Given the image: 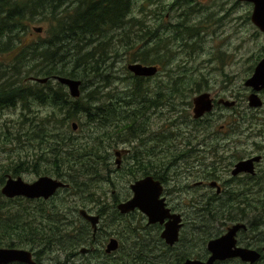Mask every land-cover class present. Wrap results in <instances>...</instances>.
<instances>
[{
    "label": "flooded vegetation",
    "instance_id": "1",
    "mask_svg": "<svg viewBox=\"0 0 264 264\" xmlns=\"http://www.w3.org/2000/svg\"><path fill=\"white\" fill-rule=\"evenodd\" d=\"M138 1L145 0H90L91 6L97 10L99 17H101L98 23L102 28L107 29L108 37L102 35L104 29L100 30V36H95L102 40L106 39L109 47L112 45L113 50L109 55L117 57L118 48L125 50L126 46L129 45L127 43L120 46L119 38H129L128 25L130 23L131 4ZM148 1L154 2V7L158 10L152 21L154 29L150 26V29L145 28V20H143L139 29L142 30L140 33L145 37H147V32H154L152 37H148V40H152L154 45V53H148V58L144 60L142 51L136 56L138 59L141 57V61L122 62V69L129 74L128 77L131 80V90L139 92L140 97L121 101L109 100L110 108L113 109L114 105L118 108L115 111L124 108L123 113L125 114L120 117V120H109L104 130L113 132V130L122 129L126 134L123 142L124 149L113 153L114 164L120 169L122 159L132 152L127 161V166L121 168L126 174V188L122 193L114 190L110 191V198L108 199L112 203L111 205L106 200L108 205L93 204L90 208L80 206L77 208V215L79 216L80 210H85L88 214L98 216L100 220L103 216L99 212H107L112 207L117 211L116 206L118 204L127 202L133 197L131 185L138 180L150 177L153 181L160 183L162 188L160 198L164 199L165 207L170 214L178 215L182 221L179 239L173 246L166 245L160 237L164 224L146 225L157 231L159 230L158 236L162 242L160 246L169 251L170 264H173L174 261L177 262L178 251L192 250V246L189 244L188 226L192 235L191 224L194 220H199L197 219L199 215L194 213L193 206L198 203H218L220 205L217 220L214 223V228L217 227L216 233L211 239L222 237L230 229L237 227L234 234L235 247L256 252L259 258L253 264H264V82L261 84L259 80L250 81L255 74V69L264 61V42L257 53H253L248 59L246 75L239 79V82H236L235 79H233V83L231 81L232 76L235 78V75L239 74L237 71L211 65L212 69L219 72L220 75L221 82L218 83V87L210 86L208 80L203 78L201 79L202 83L198 84L192 78H187L188 82L186 84L176 83L177 81H170L168 84L162 83L161 77L163 75L176 77L182 71L189 72L188 62L190 61L184 62L181 57L183 53L180 51L175 52L171 49V52H162L163 47L158 48L160 43L163 41L171 44L182 43L185 36L177 34L191 28L186 26L188 21L190 23L195 20L202 22L201 17L194 10V8L200 10L199 8L202 6L198 4L200 0H193L196 3L190 5L183 3L192 0H172L171 3L163 2L164 0ZM214 7V5H206L201 9L200 11L205 12L203 18L212 16L216 17L218 21L227 18L225 21L234 24L242 18L239 15L240 10L247 7L244 22H249L257 33L263 34L264 40V32L259 30L252 21L254 3L242 0H222V7L219 6L218 9H214ZM161 11L170 13V15H163V17L168 18L166 23L162 21ZM189 11L193 12L192 16L187 15ZM110 13L114 15L115 19H111ZM176 13L178 18L175 17ZM206 20L203 19V23ZM203 36L204 34L202 38ZM182 47L181 44L177 49L180 50ZM238 51L239 46L232 52H226L223 55L234 56ZM123 55L126 56L125 51ZM216 57H218V64L224 67L226 65L225 57L222 55ZM227 58L228 67L236 64L237 59L235 56L234 58ZM132 64L152 67L155 69V73L150 76H136L128 69V66ZM204 80L206 81L205 84ZM195 87L202 90L197 94H191L188 100H175L173 105L162 104L157 99L161 96L162 90L192 92ZM200 95L205 97L204 108L197 111L194 100ZM131 101L134 102L131 103ZM155 105L169 110L170 118L167 119V122L170 126L175 124L177 119L188 115L183 126L180 125L178 130L176 127L170 130V133L172 131L175 133L172 134L173 137L166 146H169L175 139L173 144L179 149L180 153L171 160L169 159L170 162L168 160L169 163H164V165H162L161 157L164 150L162 141L164 137L162 138V125L158 126L155 120L158 114V110L153 108ZM180 105L184 106L179 107ZM120 106L121 108H119ZM207 106L209 107L208 110L206 109ZM151 107L152 109L144 114V110ZM113 126L118 128L114 129ZM136 153L140 155V158L134 157ZM174 161L175 165L172 164ZM104 165L108 169V165H112V163L106 158ZM41 176L36 177V179ZM106 179H108L107 176ZM168 185L171 188L174 187L171 192L167 191ZM66 188L68 186L59 188L48 199L35 198L27 200L30 203L48 204L52 198H55L58 193ZM202 208L199 207V210L205 211V208ZM122 216L128 218L137 216L146 220L145 216L136 209ZM201 219L207 218L203 215ZM209 224H211L210 221ZM97 233L96 231L95 234H91V243L81 246L78 253H73V257L90 256L92 258L90 264H97L99 257H109L112 253H105V248L102 249L100 243H98ZM12 248L30 251L36 263L42 264L41 261L37 262L34 252L28 245ZM81 249H84V251H81ZM193 249L198 250V247H193ZM96 254L99 255L97 258L95 257ZM190 254L193 255V251ZM196 254V258H191L206 261L209 257L206 248L204 251L200 249V252ZM107 264L123 263L109 261ZM215 264L248 263L234 257L215 262Z\"/></svg>",
    "mask_w": 264,
    "mask_h": 264
},
{
    "label": "rangeland",
    "instance_id": "2",
    "mask_svg": "<svg viewBox=\"0 0 264 264\" xmlns=\"http://www.w3.org/2000/svg\"><path fill=\"white\" fill-rule=\"evenodd\" d=\"M171 1L172 0H164L163 2L171 3ZM195 3L196 1L192 0L190 2H184L183 4L190 5ZM198 4L199 6H202L199 8L200 10L203 9L206 5H214V9H218L219 6L222 7V0H200L198 1ZM194 10L197 14H199L202 22L199 20H195L192 23H190L189 21L186 23V26L191 28H187L181 34H177L185 36V39H183L182 43L171 44L169 42L163 41L158 47L160 48L162 46V52L165 51V53L171 52V49H173L175 52H182L183 54L181 55V57L183 58V61H190L188 62L189 72L182 71V73L178 74L176 77L172 75H163L161 77V82L168 84L170 81H177L176 83L182 82V84H186L188 82L187 78H192L195 80V83L198 84L202 83L201 79L203 78L205 80H208L210 86L218 87V83L221 82L220 75L219 72H216L212 69L211 65L213 67L223 69L230 68L237 71L239 74L235 75V78L234 76H232L231 81L233 83V79H235L236 82H239L238 80L242 79L246 75V70L248 69V59L253 55V53H257V50L264 42L262 37L263 34L257 33L255 28L252 27L249 22H244L247 7H243L240 10L239 15L242 18L241 20L239 19L238 21H236L235 24L230 21H225V19L227 18H224L221 21H218L216 17L212 16H209V18H203L205 12H202L197 8H194ZM161 12L162 21L163 23H166L168 18L163 17V15H170V13L165 11ZM157 13L158 10L156 7H154V2L152 1L145 0L142 2L138 1L137 3L131 4V14L129 19L130 23L128 25L129 38H119L120 46H122L121 44L126 45L127 43L129 45L126 46L125 50L118 48L116 54L118 55L117 57L109 55V53L113 50V47L112 45H110L109 47V43L106 39L102 40L101 38H96L95 36V39L93 41L91 40L90 47L93 48V46H95L93 52L94 55H98V57L94 56V59L97 60V62L92 63L94 66H98V68L91 74L87 73L86 70H79L82 78L78 77L77 79L80 80L82 84L80 88V95L78 98H81V100L79 102V110H75V112H73V117L63 120L61 116L62 113L64 114L63 110L58 111L57 109H55L56 106H39L37 104L29 105L26 110H23L21 108V105H18L0 111V178L3 175H5L4 180H6L7 176L11 178L20 177L23 181L30 183L33 180H36V177L41 175L52 177L50 176L51 169H54V167L49 165V157L46 154L49 153V149L47 147L48 143L39 139L41 133L37 128L33 129V124L35 121V123L44 121L46 131L47 129L53 131V134H55L57 140L60 134H64L65 137L68 138L69 146L62 145V148L66 147L69 148L68 150L74 149L75 151L78 150L79 147H82V149L85 150L88 149L90 154L93 155V170L96 172L98 171L99 175H101V177L94 181H87L85 179L78 180V188H74L70 183L65 182L68 188L62 190V192L58 193L54 198L57 202L61 200L63 203H65L62 208L70 206L71 209H73V215L78 216L77 208H79L80 206H86L87 208H90L93 206V204H97V202H94L97 199L99 200V204L105 203L108 205V202H106V200L110 203V200L108 198H110L111 190L120 193L125 191L126 174L125 171L121 170V168L127 166V161L129 157H131L132 152H130L128 156H125L122 159L119 167L120 169H118L114 164L115 160L113 153L114 151L124 149L123 142L126 138V134L122 131V129L113 130V132L104 131L108 121L116 119H108V114L102 113L104 109L101 108V105H103L104 107L109 106V100L121 101L124 99H129L128 95L131 89V80L128 77L129 74H127L126 71L122 69V62L124 61L126 63L127 61H132L133 58H135L142 51L143 53L146 51L149 54L154 53V45L152 43V40H148V37H152L154 32H147V37H145V35L143 36L140 33V31L142 30L139 28L143 20H145V28L150 29L149 26L153 28L152 21L154 20L155 14L157 15ZM189 14L192 16L193 12L191 13V11H189L187 15ZM48 17L49 16L45 17L46 19L42 18L41 21H37L34 23H24L25 31L23 36L20 37L22 45L32 44L33 42H40L46 40L47 37L50 36L52 29L54 27L56 28V22H51L49 19H47ZM175 17H177V13ZM203 19L204 21L205 19H207L206 22L203 23ZM174 22L176 21L174 20ZM35 28H40L41 32H35ZM54 29L52 32H54ZM106 31L107 29H104L102 35L107 36ZM203 34L204 36L202 38ZM204 38L206 39L204 40ZM4 41L5 39L0 37V71L2 67L9 65L16 56V50L12 52L2 50V48L4 47ZM67 44L73 45L74 43L70 42ZM181 44L183 45V47L178 50L177 47H179ZM238 46L239 51L236 53V55H234L237 59L236 64H232L228 67L227 57L234 58V56L223 54L230 51L232 52ZM124 51L126 53V56L123 55ZM217 55H222L223 57H225L224 59L226 65H224V67L218 64V57H216ZM126 58L129 59L127 60ZM69 66V64H65V67ZM108 66L111 67L107 68ZM7 68L9 69V67ZM205 80L204 84L206 82ZM50 83L51 87H56L55 80H50ZM201 90L202 89L198 87H195L192 92L184 90L178 92L162 90L161 96H159L157 99L160 100L162 104L166 103L173 105V102L175 100H188L191 94H197ZM65 91L68 95V100L63 106H61V109L67 107L68 104L77 103L78 99L70 97L67 89ZM114 91L117 94H121L125 98L114 99ZM169 100L170 102L167 103ZM132 102L134 101H131V103ZM85 105L89 106V114H93V117L80 110L81 107H84ZM181 106L184 105H180L179 107ZM119 108H121V106ZM153 108L158 110L157 117L155 118V120L157 121V125H162V138L164 137V140H162L164 147V150L162 152L163 154L161 156L164 157L162 158V162L165 161L167 163L169 159L171 160L173 157H176L178 153H180L179 149H177L175 144H173L175 143V139L169 146H166L167 143H170L173 137L172 134L175 133L174 131L170 133V130H172L173 127H176L178 130L180 125L183 126V123L186 121L188 115H184L183 117L177 119L175 124H172V126H170V124H168L167 122V119L170 118L169 110L163 108L162 106L156 105L153 106ZM113 109L116 110L118 108L116 107V105H114ZM123 109L118 110V112L124 115L125 113H123ZM150 109H152V107L145 109L144 114H146ZM50 113H52L54 116ZM46 121L49 122L46 123ZM58 121L62 122L63 124L58 123ZM73 125L76 126L75 129L72 128ZM116 128L118 127H114V129ZM51 139L53 138H50V140ZM102 156H104V158H102ZM134 157L140 158V155L136 153ZM38 158H40L41 160L37 161ZM106 158L109 159L112 163V165H108V169L104 165L106 162ZM172 164L175 165V161ZM15 167L17 172L16 175L12 176V169H14ZM77 167L80 169L78 173H81L82 167L84 168V170L86 169L84 165H78ZM57 169L61 171L60 167ZM106 176L108 179H106ZM2 186L0 185V189ZM167 188V191L171 192L172 188L174 187L171 188V186L168 185ZM91 197L93 199L89 200ZM2 200L6 199L3 197L0 200L1 203L3 202ZM111 204L112 203H110V205ZM40 205H42L43 207L46 206L38 203H30V206L33 208H36ZM9 206H11V209H8V207H6L2 216L18 210L17 203H11L9 204ZM180 206H182V204H180ZM110 217H112V215L103 216V218L100 219V223L98 225L97 240L98 243H100L99 245L102 247V249L105 248V245L111 237L117 239L119 242L121 241L116 231V229H118V226L110 222ZM124 218L133 222L137 221L139 217L135 216ZM104 220H107V222H103ZM144 222L146 221L144 220ZM151 230L152 229H148V231ZM143 234H146V232ZM188 234L189 244L192 246V250H194L193 247L195 248L200 245L198 240L194 242L196 239H194V234L191 235V233L189 232V226ZM62 240L64 241V238H62ZM80 247H78V249H75L73 252L72 249L69 251H62L58 248H53L48 251H46L45 249H41L42 252L37 256L39 259L37 260V262L39 263L41 261L42 264H90V261L92 260L90 256L73 257V253H78ZM200 249L204 251L205 245H201L198 248V253L200 252ZM157 252L158 251L155 250L153 254ZM131 254L132 250L130 251L129 241L127 239H122V243L121 245L119 244L118 250L113 252L107 258L99 257L97 264H107V262L109 261L119 262L120 259L126 258ZM158 254V258L151 256L153 258V264H156L158 260H160V262L165 260L166 263L169 261V256L160 253ZM98 256V254L95 255L96 258Z\"/></svg>",
    "mask_w": 264,
    "mask_h": 264
},
{
    "label": "trees",
    "instance_id": "3",
    "mask_svg": "<svg viewBox=\"0 0 264 264\" xmlns=\"http://www.w3.org/2000/svg\"><path fill=\"white\" fill-rule=\"evenodd\" d=\"M98 14L97 10L91 6L90 0H0V37L5 39L2 50L10 52L16 50L14 60L9 65L2 67L0 71V111L18 105L26 110L29 105L37 104L39 106H56L55 109L58 111L63 110L64 114H61L63 120L73 117V112L79 110L81 98L77 99V103L68 104L67 107L61 109V106L68 100L66 88L58 82L55 84L56 87H51L50 79L54 76H61L78 80V77L82 78L79 70H86L90 74L94 70L96 71L98 66H94L92 62H97L94 56L98 57V55H94L95 46L92 48L90 45L91 40L95 39V35L100 36V30L104 29L98 23L101 19ZM110 15L111 19H115L113 14L110 13ZM47 16L51 22H56V28L54 27L56 30L53 28L54 32L52 29L46 40L22 45L20 37L25 31L24 23L41 21ZM70 42L74 44H67ZM143 54L142 57L146 60L148 58L147 51ZM141 60V57L139 59L135 57L132 61ZM65 64L70 66L65 67ZM32 78H47L48 80L46 83L40 84L32 81ZM113 96L114 99L125 98L117 93ZM128 97L137 99L140 94L136 90L130 89ZM88 107L85 105L80 110L88 115L90 112ZM101 108L104 109L102 113L108 114V119L120 120L123 115L109 106L101 105ZM92 115L90 116L93 117ZM35 122L33 129L37 128L41 133L39 139L48 143L49 153L46 154L49 161H47L50 166L54 167L51 169L50 176L64 183H70L74 188L79 187L78 180L94 181L101 177L98 171L93 170V155L88 149L79 147L75 151L74 149L68 150L69 148L66 147L62 148V145L69 146L68 138L64 134H60L57 140L53 131L49 129L46 131L44 121ZM48 122L46 121V123ZM58 123L63 124L59 121ZM50 138L53 139L50 140ZM39 160L41 159L38 158L37 161ZM164 163L166 162H162V165ZM78 165H84L86 169L84 170L82 167L81 173H78L80 171ZM16 167L12 169V176L16 175ZM59 167L61 171L57 169ZM4 176L0 178L1 186L6 181ZM2 198L0 193V200ZM5 199L2 200V203L0 201V248L28 245L39 260L37 256L41 254V249L46 251L53 248L62 251L72 249L73 252L78 247L91 243L89 223L79 216L73 215V209L70 206L62 208L65 203L61 200L57 202L52 198L48 204H44L45 207L40 205L33 208L30 206V201L24 198ZM92 199L91 197L89 200ZM94 202L99 204L98 199ZM11 203H17L18 210L2 216L6 207L11 209L9 206ZM104 205L107 204L104 203ZM193 207L194 213L199 215L197 217L199 220H194L191 224L194 239H196L194 242L198 240L199 245L203 246L215 236L217 227L214 228V223L217 220L220 205L218 203H198ZM199 207L205 208V211L202 212ZM99 214L101 216L112 215L110 222L118 226L116 231L121 240L120 245L122 239L129 241L132 254L120 259V263L153 264L151 256L158 258V253L169 256V251L160 246L162 242L158 236L159 230L147 227L143 217L132 222L126 220L125 216L120 215L113 207L111 210L104 213L102 211ZM203 215L207 219H201ZM103 222H107V220ZM148 229L152 230L148 231ZM145 232L146 234H143ZM155 250L158 252L153 254ZM192 251L193 255L190 254ZM197 252L198 250L178 251V260L173 264H179L187 258L196 257ZM156 264H170V261L166 263L165 260L162 262L158 260Z\"/></svg>",
    "mask_w": 264,
    "mask_h": 264
},
{
    "label": "water",
    "instance_id": "4",
    "mask_svg": "<svg viewBox=\"0 0 264 264\" xmlns=\"http://www.w3.org/2000/svg\"><path fill=\"white\" fill-rule=\"evenodd\" d=\"M242 1L255 4L252 21L259 30L264 32V0ZM34 31L40 32V29L35 28ZM263 64L264 61L255 69V74L250 81L259 80V83L261 84L264 82ZM128 69L136 76H150L155 73L154 68L141 66L139 64L129 65ZM32 80L43 84L46 83L47 78H32ZM53 80L65 86L70 97H79L81 81L60 76L53 77ZM204 100V95H200L194 100L197 111L204 108ZM208 108L209 107L207 106L206 109L208 110ZM75 127V125L72 126L74 129ZM116 156H118V154H116ZM64 186L66 185L61 181L47 176L39 177L32 183L25 182L20 177L15 179L8 177L1 187L0 193L7 199H13L16 197L26 199H48L56 192L57 189ZM131 190L133 192V197L127 202L118 204L116 207L118 212L120 214H127L136 209L145 216L148 225L164 224V229L162 230L160 237L166 245L173 246L178 241L182 221L178 215L170 214L169 210L165 207L164 199L160 198L162 192L160 183L153 181L150 177H146L132 184ZM79 216L90 224L92 233L95 234L99 223V217L90 215L85 210H80ZM236 230L237 227H234L221 238L208 241L206 248L210 253V257L205 262L188 259L183 262V264H213L216 261H222L224 259L234 257H239L243 262L253 264L259 258V255L256 252L235 248L234 234ZM117 249L118 241L114 238L109 239L105 246V253L111 254ZM81 251H84V249H81ZM11 263L36 264L30 251L15 248H0V264Z\"/></svg>",
    "mask_w": 264,
    "mask_h": 264
}]
</instances>
